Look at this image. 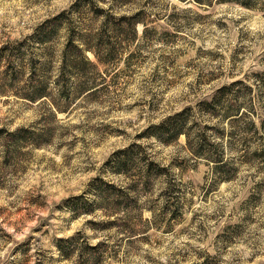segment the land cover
Masks as SVG:
<instances>
[{
    "label": "rangeland",
    "instance_id": "374dc122",
    "mask_svg": "<svg viewBox=\"0 0 264 264\" xmlns=\"http://www.w3.org/2000/svg\"><path fill=\"white\" fill-rule=\"evenodd\" d=\"M95 8L134 14L136 33L105 35L103 63L86 50L94 67L62 66L69 35L99 32ZM0 49V264H264V94L253 84L264 82V11L0 0ZM82 81L94 88L61 93ZM185 109L189 141L163 140L155 126ZM18 129L21 142L6 143Z\"/></svg>",
    "mask_w": 264,
    "mask_h": 264
},
{
    "label": "trees",
    "instance_id": "16d2710c",
    "mask_svg": "<svg viewBox=\"0 0 264 264\" xmlns=\"http://www.w3.org/2000/svg\"><path fill=\"white\" fill-rule=\"evenodd\" d=\"M190 1V0H188ZM193 1L197 6L199 7H205V6H210L214 3H236L240 6L246 7L248 9H254V10H260V11H264V0H191ZM94 11L98 14H100L101 12H104L103 15V20L101 23V27L98 33L96 34H87L81 37V39H79L78 42L75 41V38L71 35H69L67 37V41L65 42L63 51L61 53V63L62 66H66L69 68H75V67H85V66H90V67H94L95 63L93 60H91L87 54H86V50L90 51L95 59V61H97V63H103L106 61V57H103L100 54V47L102 45H105L103 43L104 41H108L103 39V37L105 35H107L108 37L111 36H117L118 35V28L119 26H126V27H130V29L132 31H134V33H136V25L138 22H140L137 19H133L134 14L133 15H126V14H120V15H113L110 11H104V9L102 8H98V9H94ZM59 17V15H56L54 17V19H57ZM111 17V18H110ZM113 19L114 23L111 25L110 24V20ZM0 51H2L0 49ZM103 54H106L107 56H111V54H113V51L111 49H107L104 51ZM43 59L44 61L46 60V57L50 56L49 52L43 51L42 53ZM109 58V57H108ZM8 60V59H7ZM29 63V69L31 72H29L28 77H27V82H29L30 84L33 82V72L35 70V64L33 63L34 58L30 56V58L28 57ZM10 61V59L8 60ZM42 64V63H41ZM25 69V64L23 63L21 66V69ZM262 75H264V72L261 73ZM36 82V81H34ZM237 81H233L232 83H235ZM260 81L258 79H254L253 84L255 85V87L258 88L259 92L261 90V93L264 94V82L262 83L263 85H260ZM93 83H86L84 81L82 82H78L75 88H71V90H66L65 88L61 89V93H64L66 95L68 94H74V95H80L83 94L87 91H90L94 88V85H92ZM249 91L252 89V86H247ZM225 89H227L226 86H221L219 88V93L220 91H224ZM44 91L43 93L40 91H33V93H29L27 95L28 99L33 100L35 98H41L44 97L46 95H44ZM216 94V92H215ZM214 94V95H215ZM214 97V96H213ZM214 98L211 101H207L206 105H208L209 103L212 105L214 103ZM205 104V103H204ZM213 106V105H212ZM250 110H252V108L250 107L248 109L247 107V113L250 112ZM185 110H181L178 111L176 113H174L172 116H168L165 120L161 121L158 125H156L155 127H157L160 131L161 137L163 138V140L165 139H169V138H177L180 135H184L187 142L189 141V137H190V132L189 129L185 126V122L183 119V113ZM240 110L238 109H222V114L221 117L222 119L225 118L227 119L230 123H232V121H235V119H237L238 115H239ZM212 115H215L216 113H214V111H211ZM240 116V115H239ZM250 127H254V123L251 122L249 123ZM22 129H18L17 131H8L6 134H4L5 136V142L8 143L9 141L12 142L13 144H19L22 140L23 137H17V133L21 132ZM2 130L0 129V137H1V133ZM164 132H166L167 134V138H164L162 134H164ZM196 133V137H194L195 140H202L203 136L201 133H198V131H195ZM154 136H160L159 133H155ZM137 147H141L140 145H138L137 143H132L130 146L126 147V148H122L121 150H119L118 153L122 154V157H120V160L117 162L118 166H126L127 162L130 160L131 158V153L132 151L137 148ZM195 152L197 154H201L199 150H195ZM264 152V149H263ZM122 158V159H121ZM220 161V160H218ZM153 164V161H150L147 165L146 168L144 170V172L146 173V176L143 178L142 175L141 177L143 178V184L147 182V176L150 173L151 170V166ZM143 172V173H144ZM195 264H206V262H199V263H195Z\"/></svg>",
    "mask_w": 264,
    "mask_h": 264
}]
</instances>
